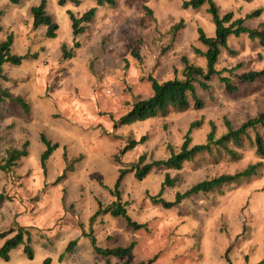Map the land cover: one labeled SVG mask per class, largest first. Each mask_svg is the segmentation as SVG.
I'll list each match as a JSON object with an SVG mask.
<instances>
[{
	"label": "rangeland",
	"instance_id": "374dc122",
	"mask_svg": "<svg viewBox=\"0 0 264 264\" xmlns=\"http://www.w3.org/2000/svg\"><path fill=\"white\" fill-rule=\"evenodd\" d=\"M41 0H21L12 4L0 0V43L14 35L12 51L29 54L21 64L5 63L8 80L1 85L29 104L25 111L16 101L0 104V160L9 148H22L29 154L11 173L0 171V233L13 220L32 227L30 259L24 247L11 251V260L0 257V264H41L49 256L51 264L62 260L65 247L77 239L72 261L89 259L100 264L108 259L98 255L91 244V233L101 247L132 245L128 257H115L112 264H264V158L246 139L238 148L239 156L227 153L201 154L185 162L180 170L153 168L139 179L136 171L127 173L121 183V202L132 221L109 213L89 219L98 208L116 200L114 185L121 167L130 168L144 157L140 166L166 159L178 152L187 133L191 144L203 143L216 125V134L227 131L229 120L236 128L249 118L264 112V75L243 82L238 75L264 69V46L248 33L230 35L221 48L215 69L235 67L228 72L236 86L229 91L218 75L209 82V90L198 89L204 102L183 112L114 127V121L132 104L152 94L149 75L158 81L182 77L183 57L202 68L206 58L196 49L207 46L199 40L201 28L215 35V24L208 11L209 2L200 8H183L185 0H117L98 6L85 31L73 36L71 9L80 17L96 0H47V12L58 23L56 38L45 36V26L33 28L31 7ZM221 14L246 18L248 28L264 30V0H213ZM260 9L253 17L247 15ZM71 57H62V44ZM34 56V57H33ZM200 125L195 126V122ZM192 126V128H191ZM262 129L250 131L254 139ZM41 134L58 143L41 165L46 149ZM146 139L121 156H115L128 140ZM263 162L258 174L241 178L211 192L186 197L175 207L166 208L151 200L160 195L174 200L204 179L233 174L249 164ZM175 179L164 186L165 175ZM12 220V221H11ZM46 252H48L46 254Z\"/></svg>",
	"mask_w": 264,
	"mask_h": 264
},
{
	"label": "trees",
	"instance_id": "16d2710c",
	"mask_svg": "<svg viewBox=\"0 0 264 264\" xmlns=\"http://www.w3.org/2000/svg\"><path fill=\"white\" fill-rule=\"evenodd\" d=\"M21 0H9L12 4H19ZM70 1V0H69ZM76 5L80 4V0H71ZM117 0H96V6L89 8L80 17L76 16L75 13L68 8L71 22H72V33L73 36H77L83 33L88 25L94 18L98 6L103 4H115ZM68 0H58L59 5H65ZM209 2L208 11L212 15L213 22L215 24V35L207 36L205 32L199 29V40L207 46V50L202 51L196 49V53L206 58L207 66L202 68L197 64L190 62L187 57H183L184 67H182V77H174L165 81H158L154 76L149 75L148 81L152 86V94L146 98L138 99L133 104L130 110L125 114L121 115L117 120L114 121V127L131 124L137 121H143L149 118L163 117L166 116L170 111L183 112L193 106L196 109L203 107L204 102L198 96V89L203 88L209 90V82L218 75L221 82L226 85V89L234 91L236 86L230 82V76L234 72V68H223L220 70L215 69L216 62L219 58L221 48L227 45V40L230 35H240L241 33H248L252 38H258L260 43L264 46V30L256 28H248L244 25L246 18H234V13L228 11L221 14L219 7L213 0H185L182 4L183 8H200L204 3ZM31 13L33 17V28L45 26V36L47 38H56L59 25L54 21L53 17L47 12V0H41L39 4L31 7ZM261 10L258 9L253 13L247 15V17H253L259 15ZM1 14V12H0ZM3 28L0 26V32ZM14 43L13 33H9L6 39L0 43V104L8 100L16 101L25 111H29V104L21 97H14L9 90L1 85V81L8 80V77L4 74L2 68L5 63H11L19 65L24 60L31 57L27 54H16L12 51ZM62 57L69 59L72 55L68 53L67 45L62 44ZM34 57V56H33ZM228 72L230 76L224 75L223 73ZM264 75V69L262 70H250L244 72L238 77L243 82L254 81L258 77ZM196 125H200V121H196ZM227 131L221 136L216 134V125L211 122V129L207 134L206 141L203 143L191 144V137L187 133L184 142L181 143L180 150L178 152H172L171 155L166 159L154 160L150 163H146L140 166L144 160L141 156L139 162L133 163L130 168L121 167L119 174L116 179L113 194L116 196V200L110 205L105 206L100 200H98V208L93 214L91 222L96 219L97 216L109 213L113 217L122 216L126 218L129 225L136 228H140L143 225L132 221L128 215L127 208L121 202V183L123 178L128 172L135 170L136 176L139 179L144 178L149 174L153 168H164V169H175L180 170L185 162L191 161L197 155L204 153L218 154L227 153L228 156L237 157L239 156L238 148L243 146V142L246 139L250 140L255 145L256 153L260 158H264V112L259 113L253 118H249L243 122L239 127H234L229 120L225 121ZM192 128V126H191ZM261 128L262 132H257L254 139L250 136V131ZM146 137L140 140L130 139L124 146L119 150L115 156L116 162L122 164L121 156L127 151L131 150L136 144L142 143ZM41 140L45 143L46 149L41 156V165L43 169H46V161L51 153L58 148V143H52L45 134H41ZM29 142L22 145V148H9L6 151V157L0 160V171L5 173H11L13 168L20 162V160L28 156ZM263 165L262 161L257 163L249 164L246 168L233 174H221L209 179H204L200 182L195 183L185 192H177L174 200H166L160 195L151 196V200L156 204H161L166 208L178 206L182 200L193 194L199 192H211L218 188H222L223 185L233 183L241 178H248L252 175L258 174L259 170ZM175 179L171 178L167 173L165 175L164 186H174ZM6 197L3 193H0V203L4 201ZM29 226L21 225L17 221H14L9 225V228L0 233V238L5 239L4 243L0 247V257L9 260L10 252L24 245V251L27 253L30 259H33L34 253L31 246V231ZM91 238V244L93 249L98 255L103 256H114L118 258L128 257L132 249V245L125 246H114V247H101L97 244V239L91 233H83ZM77 245V239L71 240L66 248L65 252H71ZM62 256V255H61ZM51 257L47 256L41 264H51ZM149 264V263H147Z\"/></svg>",
	"mask_w": 264,
	"mask_h": 264
},
{
	"label": "crops",
	"instance_id": "0c3cea01",
	"mask_svg": "<svg viewBox=\"0 0 264 264\" xmlns=\"http://www.w3.org/2000/svg\"><path fill=\"white\" fill-rule=\"evenodd\" d=\"M71 10V9H70ZM12 221V220H11ZM14 221H17L18 223H20L21 224V221L20 220H18V219H16V220H13L11 223H13ZM4 240L5 239H2V238H0V247L2 246V244L4 243ZM21 249L24 247V245H20L19 246ZM18 248V247H17ZM66 248V247H65ZM16 249V248H15ZM64 251H62L61 253H60V256H61V254L63 253ZM48 252H46V254H47ZM75 253H74V251L72 250L71 252H65L64 253V255H62V258H60V259H62V260H67V262H68V264H88L87 262H89L88 260L89 259H84V260H82L81 262H76V261H72V256L74 255ZM11 255H12V253L10 252V259L9 260H11ZM114 256H110V257H108V259H102V260H99L100 261V264H112L113 263V260H114ZM120 264H121V262H120Z\"/></svg>",
	"mask_w": 264,
	"mask_h": 264
}]
</instances>
